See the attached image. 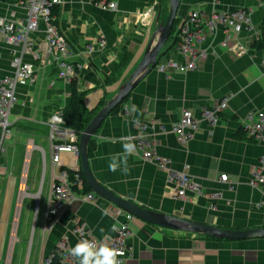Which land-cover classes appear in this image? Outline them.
<instances>
[{
	"label": "crops",
	"instance_id": "crops-1",
	"mask_svg": "<svg viewBox=\"0 0 264 264\" xmlns=\"http://www.w3.org/2000/svg\"><path fill=\"white\" fill-rule=\"evenodd\" d=\"M100 1L114 3L115 9H102ZM178 2L175 27L192 11L207 16L243 8L251 11V29L235 35L229 47L221 46L222 32L206 36L203 48L207 55L192 71L165 78L154 68L147 74L91 138L90 172L111 194L145 210L226 230L264 229V188L253 189L248 184L264 157V145L246 135L236 137L250 112L264 113V47L252 48L261 37L264 0ZM159 6L161 21L168 14L166 0H62L56 6L55 25L71 50V61L81 66L77 89L85 110H96L109 100L137 67L156 29ZM24 15L21 2L0 0V18L22 19ZM30 39L38 58L28 54L24 61L32 64L33 81L16 87L7 133L12 143L7 145L6 155L0 156V165L6 169L5 175H0V264H40L61 241L71 249L79 241L73 233L77 223L94 239L106 241L113 235L111 226L123 220V215L115 220L117 208L104 199H80L92 193H85L84 187L76 192L78 200L57 216L47 217L53 175L60 168H81L77 156L69 153L60 155L59 166L51 162L47 123L54 109L69 103V84L58 77V70L45 55L42 23ZM101 39L105 41L103 49L96 44ZM168 41L159 63L179 60L175 41ZM89 47L94 48L91 53ZM15 50L0 42V74L13 73ZM229 96L217 124L198 122L189 140L177 141L172 128L184 112L198 119L202 109ZM128 139H144L148 144L145 150L167 161L169 168L189 174L203 194L177 198L166 174L142 160L140 151L129 157L127 174L109 171L108 158L122 152V141ZM221 174L229 177L228 182H219ZM213 194L218 198L213 199ZM130 226L131 254L123 264H264V239L218 241L136 218Z\"/></svg>",
	"mask_w": 264,
	"mask_h": 264
},
{
	"label": "built area",
	"instance_id": "built-area-1",
	"mask_svg": "<svg viewBox=\"0 0 264 264\" xmlns=\"http://www.w3.org/2000/svg\"><path fill=\"white\" fill-rule=\"evenodd\" d=\"M25 15L22 19L0 18V42L17 48L13 51L12 63L13 73L9 75L0 74V156L2 153V143L9 129V114L16 103V87L18 84L32 82V64L24 61V56L30 54L38 58V54L32 51L31 34L38 30L42 23L44 26L45 55L49 58V64L58 70V77L66 84L74 78L81 66L71 61V50L64 39V36L55 25V18L52 11L62 4V0H25L21 2ZM102 9H115L114 3L98 4ZM251 29V11L248 9H233L225 13L212 12L205 16L203 12L192 11L180 20L177 27L170 34V39L175 41L174 52L179 57L178 61L165 59L162 63L157 60L155 69L158 73L169 78L173 73H186L196 68L197 62L203 60L207 53L203 48L206 36H216L223 33L224 39L221 41L222 47H229L235 35ZM97 46L105 48V41L98 40ZM94 48H87L91 53ZM264 71V58L261 61ZM230 96L220 102L214 103L211 107L201 110L198 119L189 112H184L181 118L173 125L172 133L179 143H184L190 139L191 133L197 128L198 122L215 125L221 120L223 112L227 109ZM65 107V106H64ZM64 107L54 109L48 120L49 142L52 148L51 162L54 166H59L60 155L69 153L76 156L78 152V137L70 129L63 127L62 110ZM241 128L245 135L257 144L264 145V113L258 111L250 112ZM131 140L136 144V151L142 160L152 162L162 172L166 174L167 182L173 186V194L177 198L187 199L189 195L199 196L203 194L201 186L185 171H176L168 167V162L157 158L153 151L145 150L148 146L144 139ZM70 169L60 168L53 175L50 182L49 206L47 217H55L64 208L78 200L76 192L83 187V180L77 171L69 173ZM6 169L0 165V175H5ZM219 182H228L226 174L219 176ZM248 184L253 189L263 190L264 188V157L260 159V166L257 167ZM213 199L218 198V194L212 195ZM83 201L94 202L96 196L93 193H86L80 197ZM123 215L122 221H116L118 231H112V237L106 241L94 239L90 232L81 223L75 224L73 233L82 239L95 241L97 244H107L123 251L124 255L119 257L123 264L131 254V246L128 241L131 238L132 230L130 224L135 219L133 216L120 209L114 212L115 220ZM71 249L66 241L58 243L56 248L48 256L41 258L40 264H78V261L71 254Z\"/></svg>",
	"mask_w": 264,
	"mask_h": 264
},
{
	"label": "water",
	"instance_id": "water-1",
	"mask_svg": "<svg viewBox=\"0 0 264 264\" xmlns=\"http://www.w3.org/2000/svg\"><path fill=\"white\" fill-rule=\"evenodd\" d=\"M168 4V14L164 21H160L161 7L156 14V29L153 32L143 57L135 70L123 81L117 92L96 112L94 117L86 125L78 137L77 158L85 182L91 192L101 199L114 205L116 208L133 216L134 218L157 226L159 228L190 233L194 235L207 236L222 241H247L254 239H264V229H251L245 231H234L209 226L207 224L193 222L187 219L178 218L171 215L155 213L142 209L128 201L118 198L101 186L92 176L88 163V146L90 139L95 135L103 121L118 106H121L128 98L133 89L149 74L157 65L160 52L166 45L171 32L173 31L178 0H166ZM172 47V46H171ZM170 47V48H171Z\"/></svg>",
	"mask_w": 264,
	"mask_h": 264
},
{
	"label": "clouds",
	"instance_id": "clouds-1",
	"mask_svg": "<svg viewBox=\"0 0 264 264\" xmlns=\"http://www.w3.org/2000/svg\"><path fill=\"white\" fill-rule=\"evenodd\" d=\"M136 111L135 106L132 108ZM122 152L113 153L110 155L108 168L109 171H122L127 174L129 171L128 159L136 151V144L131 140L122 141ZM103 232V229H101ZM111 231H118L116 224L111 226ZM78 261V264H121L119 257L123 256L122 250L109 246L107 244H97L89 239L78 241L71 248V253Z\"/></svg>",
	"mask_w": 264,
	"mask_h": 264
},
{
	"label": "trees",
	"instance_id": "trees-1",
	"mask_svg": "<svg viewBox=\"0 0 264 264\" xmlns=\"http://www.w3.org/2000/svg\"><path fill=\"white\" fill-rule=\"evenodd\" d=\"M5 3H18L23 2L25 0H1ZM54 9L52 11V14H54ZM162 10V9H161ZM161 14V12H160ZM161 18V17H160ZM166 18H162L161 21H164ZM176 26V25H175ZM174 26V27H175ZM173 27V29H174ZM264 47V24L261 27V37L258 41H255L252 45L253 49L260 50ZM162 55H165V53H162L159 55V57H162ZM69 90H70V100L69 103L63 108L62 110V119H63V127L68 128L72 130L77 137H79L80 133L84 130L86 125L90 122V120L94 117L96 112L104 105L105 102L101 103L99 108L92 111H87L82 106V94L77 89V78H74L69 83ZM126 100V99H125ZM125 102V101H124ZM123 102V103H124ZM120 106L116 107L111 113L115 112ZM241 135H245V132L240 128L236 134V137H241ZM91 140V139H90ZM90 145V143H89ZM91 146H88V158L92 156L91 152ZM70 174H72V171L68 170ZM75 173H79L80 177L83 180V187L84 192H89V187L87 186L85 179L82 175L81 171H77ZM209 238V237H207ZM212 240H217L215 238H209ZM220 241V240H218Z\"/></svg>",
	"mask_w": 264,
	"mask_h": 264
},
{
	"label": "rangeland",
	"instance_id": "rangeland-1",
	"mask_svg": "<svg viewBox=\"0 0 264 264\" xmlns=\"http://www.w3.org/2000/svg\"><path fill=\"white\" fill-rule=\"evenodd\" d=\"M168 44H169V41L167 42V46H168ZM135 70V69H134ZM53 82H50L49 83V85H51ZM8 122L10 123V116H9V118H8ZM8 132H9V129H8ZM7 132V133H8ZM9 143H12V140H9L7 137H5V139L3 140V143H2V153H1V155L2 154H4V156L6 155V150H7V145L9 144Z\"/></svg>",
	"mask_w": 264,
	"mask_h": 264
}]
</instances>
